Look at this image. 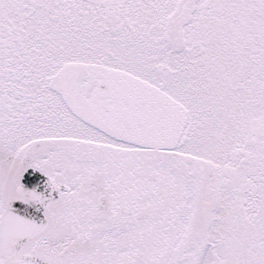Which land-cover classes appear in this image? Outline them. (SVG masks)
Returning <instances> with one entry per match:
<instances>
[{
    "label": "snow or ice",
    "instance_id": "6c2138e0",
    "mask_svg": "<svg viewBox=\"0 0 264 264\" xmlns=\"http://www.w3.org/2000/svg\"><path fill=\"white\" fill-rule=\"evenodd\" d=\"M0 264H264V0H0Z\"/></svg>",
    "mask_w": 264,
    "mask_h": 264
}]
</instances>
